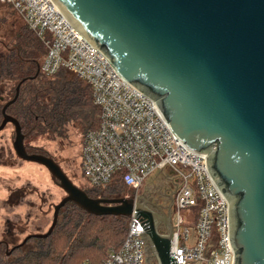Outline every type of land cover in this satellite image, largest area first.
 Returning a JSON list of instances; mask_svg holds the SVG:
<instances>
[{
  "label": "water",
  "instance_id": "1",
  "mask_svg": "<svg viewBox=\"0 0 264 264\" xmlns=\"http://www.w3.org/2000/svg\"><path fill=\"white\" fill-rule=\"evenodd\" d=\"M52 1L125 81L154 100L181 142L206 155L229 203L234 264H264V0ZM23 81L2 108L0 132L12 124L16 155L44 166L66 195L54 206L48 231L20 245L48 237L71 202L96 216L129 217L134 210L156 264H178L170 255L171 217L151 209L145 197L158 198L169 177L181 174L168 162L156 167L137 201L90 197L54 158L27 151L19 121L6 112Z\"/></svg>",
  "mask_w": 264,
  "mask_h": 264
},
{
  "label": "built area",
  "instance_id": "2",
  "mask_svg": "<svg viewBox=\"0 0 264 264\" xmlns=\"http://www.w3.org/2000/svg\"><path fill=\"white\" fill-rule=\"evenodd\" d=\"M10 4L43 44L40 71L66 70L87 82L100 109L99 125L83 136L81 171L87 187L122 183L137 195L145 179L167 162L176 175L170 255L178 264H234L229 242V203L206 166V155L187 148L154 100L124 80L110 61L73 27L52 0H0ZM130 197V195H125ZM129 216L126 238L100 264H148L144 228ZM80 264H93L88 260Z\"/></svg>",
  "mask_w": 264,
  "mask_h": 264
},
{
  "label": "trees",
  "instance_id": "3",
  "mask_svg": "<svg viewBox=\"0 0 264 264\" xmlns=\"http://www.w3.org/2000/svg\"><path fill=\"white\" fill-rule=\"evenodd\" d=\"M25 24L16 28L0 47V123L3 106L14 97L16 86L24 80L18 98L6 112L19 121L27 151L47 155L31 142L64 138L72 123L85 129L86 134L98 127L100 109L94 103L91 86L76 75L66 70L50 77L41 71L37 73L46 50ZM5 82L12 83L6 94L2 88ZM126 189L122 183L115 182L107 190L90 187L84 190L94 198H117L124 197ZM128 222L125 216L89 214L69 202L61 208L58 222L48 237L28 240L36 241L37 247L12 258L6 242L1 241L0 264H80L84 260L100 264L105 250L121 247ZM22 247H15L13 252Z\"/></svg>",
  "mask_w": 264,
  "mask_h": 264
},
{
  "label": "rangeland",
  "instance_id": "4",
  "mask_svg": "<svg viewBox=\"0 0 264 264\" xmlns=\"http://www.w3.org/2000/svg\"><path fill=\"white\" fill-rule=\"evenodd\" d=\"M23 24V18L10 4L0 2V47ZM11 85V82L4 83V94ZM85 132V129L72 123L68 125L64 138H40L31 143L54 158L73 182L86 190L87 179L81 171V148ZM14 136L12 124L0 132V242H6L8 252L20 246L26 236L48 231L54 206L66 195L44 166L24 161L16 155L13 149ZM144 187L145 182L139 194H142ZM123 194L134 196L128 187ZM37 245L34 240L27 241L18 252L11 251L9 257L23 254ZM111 249L105 250L103 256ZM149 254L148 264H155L150 249Z\"/></svg>",
  "mask_w": 264,
  "mask_h": 264
},
{
  "label": "flooded vegetation",
  "instance_id": "5",
  "mask_svg": "<svg viewBox=\"0 0 264 264\" xmlns=\"http://www.w3.org/2000/svg\"><path fill=\"white\" fill-rule=\"evenodd\" d=\"M170 178L171 185H167V189L162 193L158 198L152 197L151 195L145 197L149 201V206L154 211L171 217L172 225H173V205H174V196L178 188V181L176 178ZM169 186V187H168ZM129 195V194H127ZM143 197L145 195H142ZM125 197V196H124ZM160 228L162 231L166 229L165 223H161Z\"/></svg>",
  "mask_w": 264,
  "mask_h": 264
}]
</instances>
